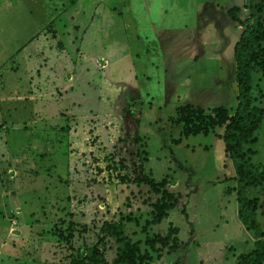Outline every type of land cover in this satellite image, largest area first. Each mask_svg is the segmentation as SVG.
I'll return each mask as SVG.
<instances>
[{
	"label": "rangeland",
	"instance_id": "obj_1",
	"mask_svg": "<svg viewBox=\"0 0 264 264\" xmlns=\"http://www.w3.org/2000/svg\"><path fill=\"white\" fill-rule=\"evenodd\" d=\"M245 1L13 0L14 24L0 28V264H64L69 245H93L102 222L125 216L137 223H125L124 233L147 251L146 264H234L251 249L252 238L235 216L233 169L218 138L222 128L182 137L174 114L184 104L204 114L220 106L233 113L232 46L243 29L226 11L236 8L244 24ZM102 8L114 16L98 14ZM48 26L63 44L52 41L42 49L63 57L51 66L62 82L71 76L77 95L68 99L69 93L56 92L64 88L58 83L40 87L33 71L38 63L27 61L32 47L25 43ZM89 54L105 60V70L96 71ZM99 75L110 87L88 89ZM28 82L43 89L36 97L54 104L23 101ZM250 95L262 110L250 162L264 166V76L251 74ZM148 172L155 180L170 179L167 189L179 197L167 217L142 234L155 197L131 181ZM247 195L258 198L256 220L264 231V183ZM169 227L177 229L175 250L144 247L145 235L164 236ZM99 249L107 262L113 258L110 241Z\"/></svg>",
	"mask_w": 264,
	"mask_h": 264
},
{
	"label": "trees",
	"instance_id": "obj_2",
	"mask_svg": "<svg viewBox=\"0 0 264 264\" xmlns=\"http://www.w3.org/2000/svg\"><path fill=\"white\" fill-rule=\"evenodd\" d=\"M244 9L247 15L244 24L235 16L237 9L232 7L226 11L231 21L237 23L243 30L232 46V61L234 66V82L236 88V105L231 115L223 107H214L208 114L199 106L184 104L175 108V122L180 126L182 137L201 135L206 136L215 127L222 128L218 138L222 142V150L233 169L235 186L231 188L236 202V219L252 238V247L246 253L235 257L234 264H262L264 261V231L256 220L259 209L258 198L248 196L249 190H256L264 183V166L253 165L250 158L253 151L249 148L256 142L255 132L258 129L262 110L254 104L256 99L251 97V74L264 76V19L261 17L264 0L252 2L246 0ZM61 128H59L60 130ZM61 131V130H60ZM136 144L140 145L135 136ZM137 145V146H138ZM143 151V152H142ZM141 162H146L147 152ZM139 152V153H141ZM136 156L138 153L135 154ZM140 155V154H139ZM141 163V164H142ZM140 164V165H141ZM136 186H144L155 197L148 203L150 219L140 227L142 234L150 226L158 224L167 217V213L175 208L178 194L168 191L172 184L170 179L155 180L148 174H139L131 181ZM137 223L130 216L119 217L116 222H102L98 228V239L93 245L67 247L68 254L64 264H146L151 260L146 250L139 251V242H132L124 233V224ZM172 232V234H171ZM177 229L169 227L166 235L144 236L143 245L151 252L166 247L175 250L178 246L174 234ZM110 241L114 246V256L107 262L99 249Z\"/></svg>",
	"mask_w": 264,
	"mask_h": 264
},
{
	"label": "crops",
	"instance_id": "obj_3",
	"mask_svg": "<svg viewBox=\"0 0 264 264\" xmlns=\"http://www.w3.org/2000/svg\"><path fill=\"white\" fill-rule=\"evenodd\" d=\"M15 6L13 5V0H0V28H11L14 24V8ZM56 10V9H55ZM103 14L105 16H108V17H113V12H111L109 9L107 10V8H102L100 11H98V14ZM30 13H28V17H30L29 15ZM75 15H76V12H75ZM175 18V17H174ZM89 25H87V28H88ZM73 28H77L75 25H72ZM1 30V29H0ZM4 30H1V32H3ZM7 31V29H6ZM5 31V32H6ZM51 33H50V32ZM49 32V33H48ZM65 33H67L65 31ZM52 34L53 36L55 37L54 39H52ZM84 34V31L82 33V35ZM5 42H7V32L5 34ZM62 37V36H61ZM61 37L58 33H56L55 30L52 29L51 26H48L46 27L45 29L42 27V30L40 31L39 34H33L31 35V37L28 39V41L25 43L26 44V47H32V52L31 53H28L30 55H27V61H31V63H33L34 61V65H36L35 63H38L37 67L35 68V71L36 72V75L38 78L37 79V83L39 84V86H44L46 87L48 82H49V85L53 84V83H58V85H60V87H64V88H61L62 90H60L59 88L56 90V92L58 91V93H61L63 97H65V95L68 94L67 96V99L69 98V95L72 93L73 94V88H70L72 87L70 82H69V79L71 78V76L69 77L68 80H66V82H62V79L60 77V75H58L59 73H56V70L54 69L53 66H51V62H58L60 61L63 57L61 56V54L58 56V53L57 51H48V52H44V49H42L44 46H46L48 43H52V41L54 42H58V43H61V45L63 44L62 43V40H61ZM2 41V42H1ZM37 42H40L37 44V47H35L34 45L37 43ZM81 42V40L79 41V43ZM0 43H4L3 40H0ZM39 49V52H37V50ZM43 50L42 53L40 50ZM77 52V55H80L82 54L81 51L76 50ZM79 52V53H78ZM64 53V52H62ZM89 58L93 59L94 60V64L97 65L96 66V71H102V70H105L106 66H107V62L105 60L102 61L101 63V60H98L96 62V58L93 57L92 55L89 54ZM99 63H101L100 65H98ZM66 64V63H65ZM31 70V69H30ZM30 70H28L30 72ZM62 72V71H61ZM29 76H30V73H29ZM86 77H90V75H87ZM134 81V79H133ZM29 82L33 83L32 80L30 81V78H29ZM28 82V89H27V94L26 96L22 97L23 98V101L24 99L27 100V102L29 101H32L30 103H35L38 105V107H45L48 104H54V101L52 102L51 100H45V98H38L36 97V95L40 94L41 91H43V89H41L39 86L38 88L39 89H35L32 88L31 84ZM69 82V83H68ZM91 83H89V88L88 89H91L92 91L95 90V88L98 89V92L99 90H104L108 87H110L109 83H107V81H105V77L102 76V75H99L97 77V79L95 78H91L90 80ZM66 85V86H65ZM88 86V82L85 84V87ZM67 87V88H66ZM56 87H54L55 89ZM39 90V91H38ZM32 93V94H31ZM91 93V92H90ZM76 93L73 94V96L75 95ZM41 95V94H40ZM77 95V94H76ZM82 95V94H80ZM92 96H94L95 98V101L97 102L98 100H100V97L99 96H96L94 93H91ZM42 96V95H41ZM79 96V95H78ZM83 96V95H82ZM84 98V97H83ZM35 99H37L35 101ZM26 102V101H25ZM77 102H78V99H77ZM191 105V104H190ZM70 108H72L74 106V104H72V102H70L69 104ZM180 106V105H179ZM178 107V106H177ZM70 110V113L72 112L71 109ZM71 115V114H70ZM108 117V116H107ZM66 117H64L65 119ZM72 119V117L70 118V120ZM138 137L141 139L143 138V136H139ZM235 214H236V207H235ZM236 216V215H235ZM3 219V218H2ZM1 228H0V233H1ZM4 231V234H5V240L7 239L9 245L11 248L13 243L9 237H11V235L7 234L6 230L3 229ZM4 245V243L0 244V248ZM6 259L8 258H13L14 255H4ZM5 259V260H6ZM13 260V259H12ZM7 262V261H6ZM30 261L26 262L25 264H30L29 263ZM8 263V262H7ZM2 264V263H1Z\"/></svg>",
	"mask_w": 264,
	"mask_h": 264
}]
</instances>
